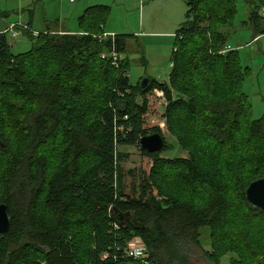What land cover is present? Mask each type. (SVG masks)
Returning a JSON list of instances; mask_svg holds the SVG:
<instances>
[{"label":"trees","instance_id":"obj_1","mask_svg":"<svg viewBox=\"0 0 264 264\" xmlns=\"http://www.w3.org/2000/svg\"><path fill=\"white\" fill-rule=\"evenodd\" d=\"M245 3L251 37L263 36L264 0ZM236 13L235 0H187L169 80L151 79L145 89L130 85L127 58L117 69L99 59L112 48L126 54L129 38L137 43L132 36L101 38L107 6L87 8L76 35L47 31L34 39L25 33L30 49L17 55L0 32V163L6 160L0 204L10 217L8 231L0 234V264H186L183 250L199 248L203 228L215 252L234 251L220 249L232 243L253 244L261 254L256 237L264 230V210L251 208L245 192L264 179V116L251 118L242 90L249 70L239 52L221 54L229 42L223 30ZM155 91L166 101L161 117L176 126L187 158L141 152L150 168L141 172L135 193L126 195L117 149L160 134L146 129ZM219 149L232 155L221 156ZM242 211L246 218L232 230L229 222ZM117 215L125 216L121 224ZM133 238L144 243L146 262L124 257ZM238 256L239 264L246 263Z\"/></svg>","mask_w":264,"mask_h":264},{"label":"rangeland","instance_id":"obj_2","mask_svg":"<svg viewBox=\"0 0 264 264\" xmlns=\"http://www.w3.org/2000/svg\"><path fill=\"white\" fill-rule=\"evenodd\" d=\"M87 1L89 3H94L96 0H75V4L70 3L68 0H0V22L4 15L7 17V22H29L33 19L35 29L39 31L46 29H63L65 31H74V34H72L73 32L56 33L62 35H76L75 33L78 32L76 20L85 9L84 7L87 6ZM99 1L105 4L110 3L111 5L117 2V0H108V2H103V0ZM125 1L126 3L129 2V0ZM235 4L237 13L233 23L228 28L225 27L223 31L227 32L228 41L231 46H233L234 43H239L240 47H232L233 51L237 50L239 52L242 67H247L249 70L243 82L242 90L243 93L247 95L249 104L251 105V118L259 119L264 116V38L259 41V44L258 42L256 43L258 38L256 40H251L250 34L246 29L247 24H249L248 15L250 8L245 3V0H235ZM133 9L134 7H130L131 12H126L127 16H129V20H133V17H135L134 11H132ZM48 32L54 33L53 31ZM167 39L168 37H161V39L151 41L153 43L147 44V42H145L146 39L141 38L142 54L137 51V45L129 43L126 54L121 56V58H127L129 63L128 80L130 85L140 84L144 78H147L149 81L152 79L158 82H168L170 70L172 69L170 57L174 49L172 47L173 43L169 45ZM7 40L11 46V52L15 55L24 53L30 49V42L24 35L20 36L16 41L12 40L10 36H7ZM171 41L173 42V37H171ZM226 47L227 45L225 48ZM103 54L106 55V53L100 54L99 59ZM144 60L149 62L148 65H145ZM204 68H206V65H204ZM86 86L89 87L90 83H87ZM94 86L95 85H93V87ZM93 87H90L89 90L94 91L97 89ZM89 90L87 89L88 92H90ZM85 98L88 101L90 100L88 94H86ZM165 107L166 101L164 98L162 96L158 97V100L153 103V111H151L149 117L146 118L148 124L146 129L150 132L152 128H157L164 138L166 147L163 149L160 156L162 159L171 160L175 158H187L186 151L181 150L177 143L175 135L177 130L176 126L171 128L166 120L161 117V113L164 112ZM17 136L18 135L15 134L10 135L11 141L15 144L20 142V138H17ZM186 136L190 139L192 134L189 133ZM193 136L195 137L194 134ZM191 140L193 139L191 138ZM201 143L198 142L196 144L197 146L201 145L206 148V145ZM209 146L212 147V144ZM117 152L121 155L119 161L121 187L126 195L132 196L135 193L134 190L138 187L141 172L147 173L151 162L141 155V151L137 146H121L118 147ZM217 152L221 156L231 154V152H222L220 149L217 150ZM239 152L241 151H236L237 154H239ZM207 154V157L212 158L213 161L216 160L213 156H210L213 152L209 151ZM207 161L210 165H213L211 160L207 159ZM5 164L6 160L0 163V180L2 173L5 171ZM245 216L242 211V213L236 215L235 219L233 218L231 220L232 222H229L231 223V227H233L232 230H237L241 227L244 218H246ZM259 231L260 229H258L259 235L256 239L260 240L264 248V230ZM199 233V248L188 246L183 250L186 256V264H239L238 262L240 259L238 254H241L246 262H243V264H258L264 262V249L260 250L261 254H258L257 251H259V248H255L253 244L244 246L227 243L221 245L220 249L225 246H231L234 248V251L219 253L212 249L209 229L203 228ZM211 255H213L212 258H210ZM253 255H255V257Z\"/></svg>","mask_w":264,"mask_h":264},{"label":"crops","instance_id":"obj_3","mask_svg":"<svg viewBox=\"0 0 264 264\" xmlns=\"http://www.w3.org/2000/svg\"><path fill=\"white\" fill-rule=\"evenodd\" d=\"M186 1L187 0H129V2L126 3L125 0H117L115 4L112 3L113 5H111L110 3L109 4L101 3L102 1L99 0H96L94 3H89L87 1V6L84 7L85 9L77 17L76 20L77 27H78V18L83 14V12L87 8L95 7V6H107L110 8V16L104 27L105 34L132 36L137 40V43H135L136 41L134 39H130V38L127 39L126 41L127 46H129V43H134V45L137 44L138 46L141 47L142 46L141 38L146 39L145 42H147V44H150L153 43L151 41L159 40L161 39V37H168L167 41L169 45H171V43L174 42V38L172 42L171 37L174 36L176 30L179 28V25L183 23V21L185 20ZM103 2H108V0H103ZM75 3L76 2L74 0L73 4ZM130 7L132 8L134 7L132 11H134L135 17H133V20L131 19L129 20V16H127V13L131 12ZM6 18L7 17L4 15L2 21L0 22V32H3L5 29H7L10 24L16 23L15 21L7 22ZM248 19H249V15H248ZM22 23L27 25H29L28 23H30L29 27L34 32H38L40 34L44 33L45 31L70 32V33L73 32L72 34H74V31H65L63 29H55V30L46 29L43 31H39L35 29L33 25V19H31L29 22H22ZM246 29L248 30L251 37L252 26L250 25V23L247 24ZM263 38L264 35L258 37L256 43L258 42L259 44V41ZM252 39L253 38L251 37V40ZM228 45L231 46L229 42ZM231 47L237 48L240 46L239 43L237 44L234 43V45ZM140 54H142V47ZM144 61H145V65L146 64L148 65L149 62L148 61L146 62V60Z\"/></svg>","mask_w":264,"mask_h":264},{"label":"water","instance_id":"obj_4","mask_svg":"<svg viewBox=\"0 0 264 264\" xmlns=\"http://www.w3.org/2000/svg\"><path fill=\"white\" fill-rule=\"evenodd\" d=\"M149 80L144 78L140 82V88L148 87ZM0 146H3L2 137L0 134ZM138 147L141 152L146 154H155L162 151L165 147L164 138L159 133H152L142 137L138 142ZM245 200L247 204L256 210H264V179H259L252 182L245 192ZM114 211V210H113ZM125 219L123 215H117L114 220L117 224H121ZM10 226V217L5 204H0V234H5Z\"/></svg>","mask_w":264,"mask_h":264},{"label":"built area","instance_id":"obj_5","mask_svg":"<svg viewBox=\"0 0 264 264\" xmlns=\"http://www.w3.org/2000/svg\"><path fill=\"white\" fill-rule=\"evenodd\" d=\"M70 3H73L74 0H68ZM261 16L264 18V7L261 8ZM2 33L7 34L10 36V38L14 41H16L20 36L25 35V33H30L33 38H37L40 33L34 32L32 29L29 28L27 24H24L22 22H16L13 24H10L7 29H5ZM107 37L113 38L114 35L111 34H103L101 37L102 39H105ZM175 38V36H173ZM255 38L254 40H256ZM175 51V49L173 50ZM233 51V48L229 45L221 51V54L225 52ZM100 59L102 60H108L110 64L114 68H118L121 59V55L116 53L115 50L112 48L109 53H106L100 56ZM156 97H161L162 93L155 91ZM118 228V226H116ZM123 255L125 258L131 259L133 261L137 262H146L148 259V254L146 252V248L144 246V243L139 238H133L124 249Z\"/></svg>","mask_w":264,"mask_h":264}]
</instances>
